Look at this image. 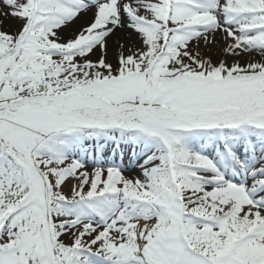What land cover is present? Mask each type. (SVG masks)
I'll return each instance as SVG.
<instances>
[{
  "label": "snow or ice",
  "instance_id": "1",
  "mask_svg": "<svg viewBox=\"0 0 264 264\" xmlns=\"http://www.w3.org/2000/svg\"><path fill=\"white\" fill-rule=\"evenodd\" d=\"M0 264H264V0H0Z\"/></svg>",
  "mask_w": 264,
  "mask_h": 264
}]
</instances>
